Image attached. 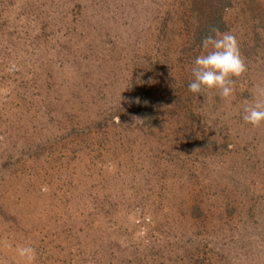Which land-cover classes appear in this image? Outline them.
<instances>
[{"label": "rangeland", "instance_id": "374dc122", "mask_svg": "<svg viewBox=\"0 0 264 264\" xmlns=\"http://www.w3.org/2000/svg\"><path fill=\"white\" fill-rule=\"evenodd\" d=\"M209 14L228 100L188 89ZM256 101L264 0H0V264H264Z\"/></svg>", "mask_w": 264, "mask_h": 264}, {"label": "clouds", "instance_id": "9594fccd", "mask_svg": "<svg viewBox=\"0 0 264 264\" xmlns=\"http://www.w3.org/2000/svg\"><path fill=\"white\" fill-rule=\"evenodd\" d=\"M201 49L191 69L193 79L188 84L189 91L202 95L205 90H218L223 99H230L235 91L233 78H239L247 71L236 36L212 29L202 39ZM243 120L253 128L264 126V102L250 103L244 109ZM14 252L21 264L37 262L38 254L31 243H17Z\"/></svg>", "mask_w": 264, "mask_h": 264}, {"label": "trees", "instance_id": "16d2710c", "mask_svg": "<svg viewBox=\"0 0 264 264\" xmlns=\"http://www.w3.org/2000/svg\"><path fill=\"white\" fill-rule=\"evenodd\" d=\"M210 12H212V11H210ZM220 17H221V15H220ZM208 18L209 19H211V25L209 26V28H213L214 27V29L215 28H220V26H221V22L220 21H218V19H216V17H214L212 14H209V16H208ZM205 19V17L203 16V17H200L199 18V22H200V24L201 25H203V26H205L204 25V23H203V20ZM205 24H207V23H205ZM209 25V24H208ZM209 32V29H207L206 31H205V33H208ZM143 85H145V82L144 81H137V80H135L133 83H132V89L133 90H135V91H137V90H139V89H141V88H143L142 86ZM75 134H76V129H74V128H71V130L70 131H68V133H67V135H68V137H69V139L68 140H72L73 139V137L75 136ZM26 165V164H25Z\"/></svg>", "mask_w": 264, "mask_h": 264}]
</instances>
